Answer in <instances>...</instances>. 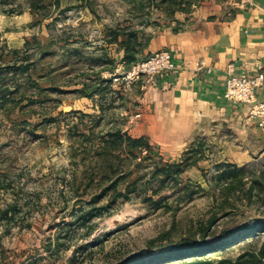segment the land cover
I'll list each match as a JSON object with an SVG mask.
<instances>
[{"label": "rangeland", "instance_id": "obj_1", "mask_svg": "<svg viewBox=\"0 0 264 264\" xmlns=\"http://www.w3.org/2000/svg\"><path fill=\"white\" fill-rule=\"evenodd\" d=\"M208 2L0 0V264H120L264 219L245 195L264 172L263 134L219 119L166 149L136 125L143 84H113ZM133 33L127 62L121 41ZM225 162L246 168L235 194L221 192ZM247 242L208 256L235 258Z\"/></svg>", "mask_w": 264, "mask_h": 264}, {"label": "crops", "instance_id": "obj_2", "mask_svg": "<svg viewBox=\"0 0 264 264\" xmlns=\"http://www.w3.org/2000/svg\"><path fill=\"white\" fill-rule=\"evenodd\" d=\"M158 48L172 52L178 69L171 77L156 76L137 97L142 118L136 125L143 134L170 150L175 136L178 150L187 135L219 119L242 122L264 135L246 105L224 98L231 70L255 72L262 66L264 71V0H209L177 32L152 38L145 52ZM257 94L264 101V84Z\"/></svg>", "mask_w": 264, "mask_h": 264}, {"label": "trees", "instance_id": "obj_3", "mask_svg": "<svg viewBox=\"0 0 264 264\" xmlns=\"http://www.w3.org/2000/svg\"><path fill=\"white\" fill-rule=\"evenodd\" d=\"M131 35L133 37L128 36V38L121 41V45L125 50L123 59L127 62L136 60V48L139 44L136 34ZM134 38L137 45L132 43ZM128 139L134 147H150V144L142 137L135 139L129 136ZM172 165L177 167L176 164ZM222 167L223 169L219 174V178L223 180L221 192L222 194H235V191H237L236 183L240 182L241 185H245L242 179L246 168L227 162L219 164V168ZM245 195L249 203H262L261 205H264V172L251 179V185ZM238 198L241 199L242 196H238ZM223 201V204L227 203V200ZM221 207L225 206L222 205ZM212 223L213 221L210 222L209 226H212ZM209 229L210 227L204 230L199 238L195 236L185 238L158 252L150 248L140 250L120 264H264V239L260 246L252 242L254 238L264 233V219L254 218L236 228L224 229L211 242H208L207 239L215 235L208 233ZM245 241H249L247 247L235 258L222 257L214 259L208 256Z\"/></svg>", "mask_w": 264, "mask_h": 264}, {"label": "built area", "instance_id": "obj_4", "mask_svg": "<svg viewBox=\"0 0 264 264\" xmlns=\"http://www.w3.org/2000/svg\"><path fill=\"white\" fill-rule=\"evenodd\" d=\"M177 69L172 52L161 49L136 62L129 69L117 70L112 74V79L119 90L132 91L139 82L143 84V88H147L156 76L171 77ZM261 69L262 66H259L255 72L246 69L242 73L231 70L225 83L224 98L235 104L246 105L249 117L254 119L259 128H264V101L259 100L257 94L264 84V71Z\"/></svg>", "mask_w": 264, "mask_h": 264}]
</instances>
